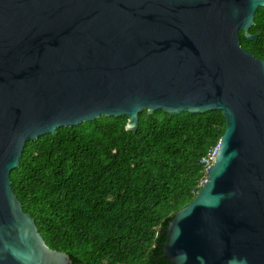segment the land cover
<instances>
[{"label": "water", "instance_id": "1", "mask_svg": "<svg viewBox=\"0 0 264 264\" xmlns=\"http://www.w3.org/2000/svg\"><path fill=\"white\" fill-rule=\"evenodd\" d=\"M264 0H0V264H68L10 186L25 141L100 115L219 111L225 130L169 219L171 264H264Z\"/></svg>", "mask_w": 264, "mask_h": 264}, {"label": "trees", "instance_id": "2", "mask_svg": "<svg viewBox=\"0 0 264 264\" xmlns=\"http://www.w3.org/2000/svg\"><path fill=\"white\" fill-rule=\"evenodd\" d=\"M255 41L264 58V18ZM253 27V26H252ZM100 115L25 141L10 186L23 211L68 264H171L162 255L169 219L204 179L200 158L225 130L219 111Z\"/></svg>", "mask_w": 264, "mask_h": 264}, {"label": "flooded vegetation", "instance_id": "3", "mask_svg": "<svg viewBox=\"0 0 264 264\" xmlns=\"http://www.w3.org/2000/svg\"><path fill=\"white\" fill-rule=\"evenodd\" d=\"M256 10H261V13H260V17H258V18H261V16H262V18H264V7L263 6H258V7H256V9H255V12H256ZM255 12H254V14H255ZM254 16V15H253ZM253 26V27H252ZM261 22H257L256 23V25H255V21H254V18H253V24L248 28V32L249 33H253V34H255L256 35V37H255V39L254 40H251V41H255L256 39H257V37H258V33H260V30H261ZM264 28V27H263ZM264 35V34H263ZM241 37H244V35H243V30H238V38H239V43H240V45L243 47V48H245V49H247L248 51H250L247 47H245L244 45H242V43H241V41H240V38ZM258 49H254V53H252L251 51V54L254 56V57H256V58H258V59H263L264 60V58L263 57H261L260 55H259V53H258V51H257Z\"/></svg>", "mask_w": 264, "mask_h": 264}, {"label": "built area", "instance_id": "4", "mask_svg": "<svg viewBox=\"0 0 264 264\" xmlns=\"http://www.w3.org/2000/svg\"><path fill=\"white\" fill-rule=\"evenodd\" d=\"M213 150L214 148L211 150V151H208L204 156H202L200 158V162L203 164L204 166V169L206 168V166L212 161L213 159ZM203 181V179L199 182V184H201Z\"/></svg>", "mask_w": 264, "mask_h": 264}]
</instances>
